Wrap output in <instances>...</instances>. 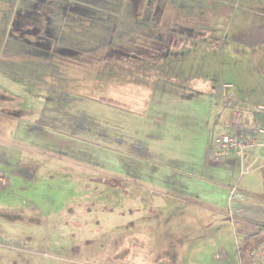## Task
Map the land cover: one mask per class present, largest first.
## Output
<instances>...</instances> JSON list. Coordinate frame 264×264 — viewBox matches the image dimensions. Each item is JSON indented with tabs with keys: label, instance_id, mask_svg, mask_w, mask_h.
<instances>
[{
	"label": "rangeland",
	"instance_id": "obj_1",
	"mask_svg": "<svg viewBox=\"0 0 264 264\" xmlns=\"http://www.w3.org/2000/svg\"><path fill=\"white\" fill-rule=\"evenodd\" d=\"M215 102L211 142L264 113V0H0V264H242L234 209L153 177Z\"/></svg>",
	"mask_w": 264,
	"mask_h": 264
},
{
	"label": "crops",
	"instance_id": "obj_2",
	"mask_svg": "<svg viewBox=\"0 0 264 264\" xmlns=\"http://www.w3.org/2000/svg\"><path fill=\"white\" fill-rule=\"evenodd\" d=\"M215 107L217 109L213 113L212 124L207 122L203 127L193 124L194 127L188 125L184 129L169 127L171 130L163 132L165 135L162 138L164 145L169 148L168 151L161 152L163 159L169 161V166L175 165L178 175L182 174L181 183L176 187L165 184L168 178L174 176V172L172 175L159 174L153 177L157 179L159 188L163 190V192L160 191L161 193L169 194L171 192L172 199L187 201L207 209L215 216L217 215L219 219H222L223 215L230 217L231 214L229 215L227 210L229 209L230 212V209H234L235 215L239 219V232L244 239L257 234L258 224L264 221V149L250 150L243 158L232 156L225 163L209 164L206 160V152L214 132L218 131L217 124L221 112L216 102ZM226 128H228L225 129L228 130L227 132L232 131V127ZM218 134H222V132ZM162 139H156L153 143L154 146L159 144ZM179 169L183 172H180ZM238 172L241 175L239 180L241 191L247 195V201L230 199L231 190L235 187L233 181ZM245 175L249 178L242 185ZM7 186L6 177L0 174V190ZM249 228H252L250 234L247 232Z\"/></svg>",
	"mask_w": 264,
	"mask_h": 264
},
{
	"label": "built area",
	"instance_id": "obj_3",
	"mask_svg": "<svg viewBox=\"0 0 264 264\" xmlns=\"http://www.w3.org/2000/svg\"><path fill=\"white\" fill-rule=\"evenodd\" d=\"M264 149V128L255 125H246L232 129L231 132L219 134L211 142L207 157L208 160L223 163L232 156L243 158L250 150ZM242 197L239 190H231L230 199ZM251 255L257 264H264V241L251 250Z\"/></svg>",
	"mask_w": 264,
	"mask_h": 264
},
{
	"label": "trees",
	"instance_id": "obj_4",
	"mask_svg": "<svg viewBox=\"0 0 264 264\" xmlns=\"http://www.w3.org/2000/svg\"><path fill=\"white\" fill-rule=\"evenodd\" d=\"M252 122L255 126L264 128V113L255 111L251 114ZM259 231L257 234L248 236L239 244L240 259L242 264H254V258L251 255V250L260 245L264 241V221L258 224ZM0 245L9 248L24 249L22 244L16 240H0Z\"/></svg>",
	"mask_w": 264,
	"mask_h": 264
}]
</instances>
